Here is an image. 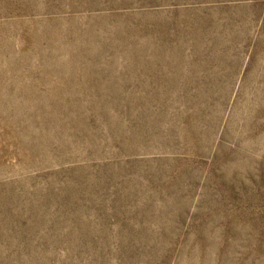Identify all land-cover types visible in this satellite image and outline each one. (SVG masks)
<instances>
[{"label": "rangeland", "instance_id": "374dc122", "mask_svg": "<svg viewBox=\"0 0 264 264\" xmlns=\"http://www.w3.org/2000/svg\"><path fill=\"white\" fill-rule=\"evenodd\" d=\"M0 264H264V0H0Z\"/></svg>", "mask_w": 264, "mask_h": 264}]
</instances>
